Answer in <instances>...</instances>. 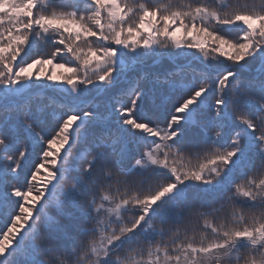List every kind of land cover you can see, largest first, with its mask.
<instances>
[{
    "label": "snow or ice",
    "instance_id": "obj_1",
    "mask_svg": "<svg viewBox=\"0 0 264 264\" xmlns=\"http://www.w3.org/2000/svg\"><path fill=\"white\" fill-rule=\"evenodd\" d=\"M0 222V264H264V0H0Z\"/></svg>",
    "mask_w": 264,
    "mask_h": 264
},
{
    "label": "trees",
    "instance_id": "obj_2",
    "mask_svg": "<svg viewBox=\"0 0 264 264\" xmlns=\"http://www.w3.org/2000/svg\"><path fill=\"white\" fill-rule=\"evenodd\" d=\"M48 67H50V66H46V70ZM39 157H40L39 146H37V151L29 159V162H28V168L29 169L32 168L33 164L39 163ZM43 176H44V170L42 169L40 178L43 179ZM0 226H2V222H0Z\"/></svg>",
    "mask_w": 264,
    "mask_h": 264
},
{
    "label": "rangeland",
    "instance_id": "obj_3",
    "mask_svg": "<svg viewBox=\"0 0 264 264\" xmlns=\"http://www.w3.org/2000/svg\"><path fill=\"white\" fill-rule=\"evenodd\" d=\"M59 71H61V70H57V72H59Z\"/></svg>",
    "mask_w": 264,
    "mask_h": 264
}]
</instances>
